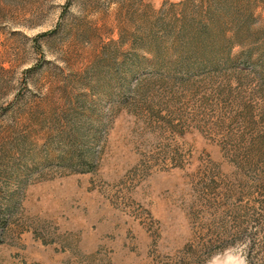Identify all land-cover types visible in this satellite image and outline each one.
<instances>
[{"label":"rangeland","instance_id":"1","mask_svg":"<svg viewBox=\"0 0 264 264\" xmlns=\"http://www.w3.org/2000/svg\"><path fill=\"white\" fill-rule=\"evenodd\" d=\"M0 264H264V0H0Z\"/></svg>","mask_w":264,"mask_h":264}]
</instances>
